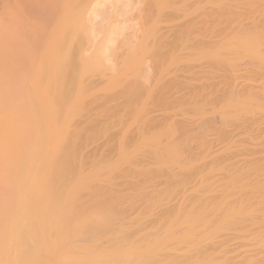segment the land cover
Segmentation results:
<instances>
[{
	"label": "rangeland",
	"instance_id": "374dc122",
	"mask_svg": "<svg viewBox=\"0 0 264 264\" xmlns=\"http://www.w3.org/2000/svg\"><path fill=\"white\" fill-rule=\"evenodd\" d=\"M75 1L7 15L41 38L23 101L45 193L0 204V255L31 252L59 224L72 237L157 239L136 252L150 264H245L264 234V98L232 91L253 56L238 42L237 1ZM185 235L195 252H169Z\"/></svg>",
	"mask_w": 264,
	"mask_h": 264
},
{
	"label": "bare ground",
	"instance_id": "6f19581e",
	"mask_svg": "<svg viewBox=\"0 0 264 264\" xmlns=\"http://www.w3.org/2000/svg\"><path fill=\"white\" fill-rule=\"evenodd\" d=\"M71 1L58 4L57 0H0V204H13L22 200L26 202L27 196H30L34 189L38 190L39 194L43 186L40 188L37 183L45 172L43 146L37 145L34 151L31 150L28 106L25 100L23 101L24 92L27 91L28 79L26 78L30 72L27 64L42 55L41 38L33 37V31L30 28L9 27L7 15L14 10H19L20 13L24 11L49 15V13L77 9V2L73 0L75 3H71ZM99 1L102 4L103 0ZM236 1L232 9L238 18L236 25L238 42H245L246 53L253 56L251 61L243 60L241 65L239 64L240 66L238 65L232 72L234 79L232 91L237 93L236 95L247 94L251 101L256 102L264 98V57L261 54V50H264V0ZM84 2L86 5V1ZM88 4L93 7L90 3ZM97 4L91 11H93L92 14L100 16L104 10ZM30 43L34 45L32 52L27 51ZM241 49L243 50V45ZM261 186L262 189L258 191L259 193L261 191L259 201L264 202V182ZM13 190L17 192L14 196L11 195ZM42 190L44 191V188ZM34 192L32 196L37 195ZM253 197L249 195L246 199L252 202ZM30 199H32L31 196L28 200ZM246 199L245 202L248 205L249 202ZM61 227L55 224L56 234L51 235L48 234L49 232L43 234L37 243L31 238L33 242L32 240L30 242L33 244L31 245L28 241L32 246L28 244L31 252L29 250L18 252V254L14 252L17 255L13 254L11 260L8 258L12 252L10 256L2 252L4 256L0 255L2 256L0 264H150L145 253L144 255L142 253L145 256L143 258L147 260L144 262L140 255L136 257L138 254L136 252L153 251V245L160 242L154 238L123 242L118 238L102 241L87 236L72 237L69 234V231H72L71 228ZM190 238L191 235L174 238V243L177 245L169 252H177L179 249H183L180 252H195ZM235 248L238 251L239 245ZM243 253L246 258L245 264L248 262L264 264V234L254 237V242H248ZM131 259L133 263L128 262Z\"/></svg>",
	"mask_w": 264,
	"mask_h": 264
}]
</instances>
